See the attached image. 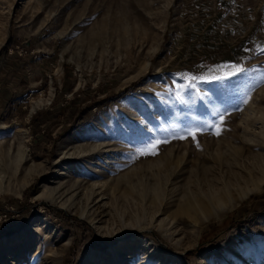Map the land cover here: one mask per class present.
I'll return each instance as SVG.
<instances>
[{
  "label": "rangeland",
  "instance_id": "obj_1",
  "mask_svg": "<svg viewBox=\"0 0 264 264\" xmlns=\"http://www.w3.org/2000/svg\"><path fill=\"white\" fill-rule=\"evenodd\" d=\"M0 264H264V0H0Z\"/></svg>",
  "mask_w": 264,
  "mask_h": 264
},
{
  "label": "bare ground",
  "instance_id": "obj_2",
  "mask_svg": "<svg viewBox=\"0 0 264 264\" xmlns=\"http://www.w3.org/2000/svg\"><path fill=\"white\" fill-rule=\"evenodd\" d=\"M183 210L187 211V213L190 214L188 216L191 217V214H192L196 217L198 210H201L202 212H205V213L209 211V202L204 199L196 198L194 202H191V203L188 202Z\"/></svg>",
  "mask_w": 264,
  "mask_h": 264
},
{
  "label": "trees",
  "instance_id": "obj_3",
  "mask_svg": "<svg viewBox=\"0 0 264 264\" xmlns=\"http://www.w3.org/2000/svg\"><path fill=\"white\" fill-rule=\"evenodd\" d=\"M133 88V85L132 86H129V87H126L124 90H122L118 95L121 96L123 93L129 91L130 89ZM79 117V116H78ZM80 118V117H79ZM12 231H5V232H2L1 235H7L9 233H11Z\"/></svg>",
  "mask_w": 264,
  "mask_h": 264
},
{
  "label": "snow or ice",
  "instance_id": "obj_4",
  "mask_svg": "<svg viewBox=\"0 0 264 264\" xmlns=\"http://www.w3.org/2000/svg\"><path fill=\"white\" fill-rule=\"evenodd\" d=\"M217 134H219V133H217Z\"/></svg>",
  "mask_w": 264,
  "mask_h": 264
}]
</instances>
